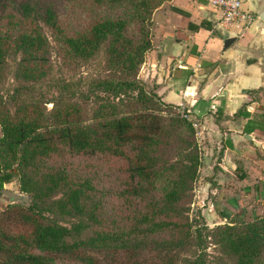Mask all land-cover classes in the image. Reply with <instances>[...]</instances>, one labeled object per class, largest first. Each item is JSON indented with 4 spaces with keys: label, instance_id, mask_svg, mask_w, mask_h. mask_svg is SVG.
Segmentation results:
<instances>
[{
    "label": "trees",
    "instance_id": "trees-1",
    "mask_svg": "<svg viewBox=\"0 0 264 264\" xmlns=\"http://www.w3.org/2000/svg\"><path fill=\"white\" fill-rule=\"evenodd\" d=\"M166 1L0 0V190L16 178L30 196L0 209V264H264V211L213 228L190 218L191 121L150 109L160 97L138 77ZM52 53L98 66L86 94L52 76ZM136 90L149 108H134Z\"/></svg>",
    "mask_w": 264,
    "mask_h": 264
},
{
    "label": "crops",
    "instance_id": "crops-1",
    "mask_svg": "<svg viewBox=\"0 0 264 264\" xmlns=\"http://www.w3.org/2000/svg\"><path fill=\"white\" fill-rule=\"evenodd\" d=\"M241 8L253 16L244 29L220 24L207 0L164 2L139 71L163 102L187 106L207 156L210 140H220L215 180L240 184L239 202L264 194V0H242Z\"/></svg>",
    "mask_w": 264,
    "mask_h": 264
},
{
    "label": "rangeland",
    "instance_id": "rangeland-1",
    "mask_svg": "<svg viewBox=\"0 0 264 264\" xmlns=\"http://www.w3.org/2000/svg\"><path fill=\"white\" fill-rule=\"evenodd\" d=\"M44 32L51 41L50 30H48L45 26ZM51 60L54 63L52 76L57 79L61 78L62 81H65L66 83H70V85L75 89L79 88L78 91L84 92V94H86L85 91L89 89L91 78L96 75V72L99 69L97 65L90 64L78 67H73L70 62L63 64L62 59L55 53L51 54ZM8 79L11 81L10 77H7L6 81ZM139 79L144 82L141 77H139ZM145 90L148 93V96L154 93L153 89L146 84ZM52 91H54V89L50 92ZM79 95L80 94H78L75 100L81 104V107H84L85 99L83 97H79ZM130 95L131 99H137L138 101L134 104L135 109L149 108V106H145L142 103L145 102V98L141 93H139V90L130 93ZM92 99L94 98L90 97V100ZM121 99L128 98L126 96H122ZM111 100L113 103L119 105L121 111L131 109L129 102H121L115 97ZM153 104V108L150 107V109L156 110L157 113L163 117H167L166 113H168V110L173 109V107L171 108L170 106H166L160 98H154ZM47 107L51 108V104H48ZM192 128L195 132L197 145L201 150V163L198 171V178L194 183V196L192 203L190 204L191 210L189 212L190 218H193L195 224L198 226L205 224L207 227L213 228L217 225H224L228 222L238 220L252 221L255 216H259L260 214L262 215L264 211V194L259 195L258 193V196L256 195V197H254V194L253 197L247 195L246 200L239 202L238 199H240V196L242 197L243 195L240 192V184L226 181L224 183L216 182L215 179L220 171L222 162V148L220 146V140H210L209 145H211V151H209L207 156L205 151L201 148V134H199V127L192 126ZM204 140L207 142L206 138H204ZM203 168L205 170H203ZM3 188L20 195L21 198L18 201L10 202L5 195L0 194V209L13 203L21 205H28L30 203V196L20 191L16 178H13L11 182L6 183ZM262 188L264 187L262 186ZM208 251L213 253L212 248H209Z\"/></svg>",
    "mask_w": 264,
    "mask_h": 264
},
{
    "label": "built area",
    "instance_id": "built-area-1",
    "mask_svg": "<svg viewBox=\"0 0 264 264\" xmlns=\"http://www.w3.org/2000/svg\"><path fill=\"white\" fill-rule=\"evenodd\" d=\"M208 3L220 11L219 22L224 26H238L241 29L253 20L250 12L241 8L242 0H207ZM181 115L191 121L192 126L198 127L197 121L191 116L190 110L183 103L179 104Z\"/></svg>",
    "mask_w": 264,
    "mask_h": 264
},
{
    "label": "water",
    "instance_id": "water-1",
    "mask_svg": "<svg viewBox=\"0 0 264 264\" xmlns=\"http://www.w3.org/2000/svg\"><path fill=\"white\" fill-rule=\"evenodd\" d=\"M260 17L264 21V11L261 13ZM246 136L248 139H250V136H248V135H246ZM0 194L5 195L9 199L10 202L18 201L21 198L20 195L12 192L10 190H7V189H1Z\"/></svg>",
    "mask_w": 264,
    "mask_h": 264
}]
</instances>
